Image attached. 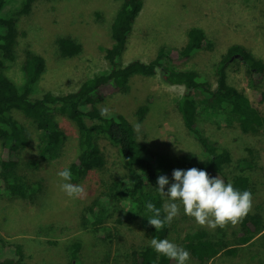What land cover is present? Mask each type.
Instances as JSON below:
<instances>
[{
    "label": "rangeland",
    "instance_id": "rangeland-1",
    "mask_svg": "<svg viewBox=\"0 0 264 264\" xmlns=\"http://www.w3.org/2000/svg\"><path fill=\"white\" fill-rule=\"evenodd\" d=\"M121 1L34 0L27 14L16 16V57L8 62L5 74L16 84L22 82L21 64L26 48L42 55L46 62L36 83L34 97L44 91L67 93L83 79L106 70L102 48L110 43L109 24ZM15 8V3H9L3 14L14 15ZM191 26L203 30L208 45L185 60L168 62L173 67L195 70L213 84L214 66L232 44L243 46L264 64V0H142L121 61L134 58L147 61L159 48L178 50L184 44L186 29ZM62 35L72 36L81 44L77 55H60L55 39ZM227 82L252 98V75L237 57L231 59L227 68ZM259 88L264 90V70ZM183 92L184 86L166 83L159 72L151 76L135 75L130 78L126 91L112 92L104 87L99 106L124 115L133 127L136 142L160 161L176 163L189 159L190 155L198 158L203 155L177 110V101ZM192 94L196 100L201 97L198 91ZM143 105L147 109L139 117L137 111ZM53 116L65 138L42 158L38 157L37 151L41 147V134L31 128L29 120L19 117L34 132L32 142L16 152L20 172L25 173L33 194L20 198L0 193V238L7 254L13 253V247L5 243H18L26 261L31 264H63L67 256L66 245L77 239L83 244L81 254L85 264H96L105 245L111 247L112 255H116L127 252L128 245L150 242L148 233L134 217L125 216L123 223L111 219L99 233L92 232L90 226H83L81 211L99 193V176L90 172L74 183L85 188L81 198H69L61 190L64 181L57 173L77 153L76 134L73 124L66 118L58 112H53ZM196 123L211 141L230 151L232 160L225 168L227 175L240 170L249 174L253 186L249 214L258 215L264 221V128L256 134H245L210 114L201 115ZM136 124L140 125L139 132L134 130ZM98 146L106 160L104 178L107 180L109 174L119 170V153L105 138L98 139ZM5 157L6 152L0 145V158ZM29 159H38L36 169L25 164ZM179 216L183 232L203 228L221 236L229 247L237 248L235 253H222L207 264H264V229L246 244H239L240 223L211 230L185 215L182 207ZM115 227L120 240L106 234L113 233Z\"/></svg>",
    "mask_w": 264,
    "mask_h": 264
},
{
    "label": "trees",
    "instance_id": "trees-1",
    "mask_svg": "<svg viewBox=\"0 0 264 264\" xmlns=\"http://www.w3.org/2000/svg\"><path fill=\"white\" fill-rule=\"evenodd\" d=\"M33 1L0 0V145L6 152V157L0 158V193L20 198L33 194L25 173L20 172L16 152L32 142L33 130L41 134L38 157H44L47 151L57 146L65 138L53 116V112H58L75 128L77 153L65 167L73 173L72 183L90 172L99 176V193L81 211L84 227L90 226L92 232L99 233L101 227L111 219L123 223L125 216L137 218L151 239H168L187 250L190 253L187 264H207L222 253H235L237 248L229 247L221 236L213 235L203 228L183 232L184 229L179 224L181 216L174 218L163 229H155L148 223L153 213L147 210L146 204L151 202L160 208L163 217V205L168 198L160 195L157 177H168L169 183L164 186L167 191L173 182V170H187L191 167L205 170L210 177L218 176L226 183L231 182L237 190L253 192L249 174L243 170L230 176L226 174L225 168L232 160L230 151L211 141L197 126L196 121L201 115L210 114L226 125L236 126L242 133L260 132L264 128V90L259 88V83L264 64L243 46L232 44L214 66L213 84L195 70L173 67L168 62L185 60L208 45L205 33L196 26L186 29L184 44L178 50L167 51L159 48L147 61L134 58L122 62L127 38L142 8V0H122L109 24L110 43L102 48L107 69L83 79L74 90L67 93L44 91L40 96L34 97L36 83L46 67L42 55L30 48L24 49L20 84H16L5 74L8 62L16 57V16L27 14ZM9 3L16 4L12 13L14 15L3 14ZM55 42L62 57L75 56L82 47L76 39L67 35L57 37ZM235 57L246 64L252 75V98L227 82V68ZM157 72L166 83L184 86V92L177 101V110L184 127L199 143L202 157L190 155L189 159L176 163L162 162L136 142L133 127L124 115L115 111H109V117L100 115L99 104L103 99L101 92L104 87L112 92L126 91L132 76H151ZM193 91H198L201 95L198 100L193 96ZM146 109L144 105L138 108L139 117ZM19 117L29 120L33 130L24 125ZM99 138L108 140L119 153V170L109 174L107 180L104 178L106 160L98 146ZM25 164L36 169L38 159H29ZM124 212L130 215H125ZM240 225L239 244H246L264 229V221L255 214L248 213ZM114 230L113 233L106 234L120 240L117 228ZM2 242L0 238V264H31L26 261L20 244L5 243L13 247V253L8 255ZM105 246L96 264H176L157 253L150 246V242L138 246L128 245L127 252L116 255L111 254V247ZM65 248L67 256L63 264H85L80 240L70 241Z\"/></svg>",
    "mask_w": 264,
    "mask_h": 264
},
{
    "label": "clouds",
    "instance_id": "clouds-1",
    "mask_svg": "<svg viewBox=\"0 0 264 264\" xmlns=\"http://www.w3.org/2000/svg\"><path fill=\"white\" fill-rule=\"evenodd\" d=\"M100 115L109 117L110 112L106 107L101 108ZM134 130L139 132L140 125H134ZM57 175L64 181L60 187L69 198L83 197L85 188L72 183L73 173L70 169L65 168ZM172 180L170 187L165 191L164 186L169 183L168 177L165 175L157 177V189L160 195L168 198V202L163 205L165 213L163 217L160 208L151 202L146 204L147 210L153 213L148 223L155 229H163L165 225H170L173 219L180 215L181 207L183 213L194 218L199 226L211 230L217 227L223 229L229 224L236 226L251 211L250 191L237 190L231 182L226 183L218 176L210 177L205 170L196 167L187 170L174 169ZM150 246L176 264H187L190 259L187 250L168 239L152 238Z\"/></svg>",
    "mask_w": 264,
    "mask_h": 264
}]
</instances>
